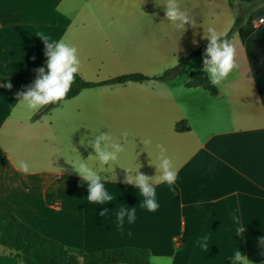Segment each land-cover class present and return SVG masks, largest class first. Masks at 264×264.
<instances>
[{"label": "crops", "instance_id": "1", "mask_svg": "<svg viewBox=\"0 0 264 264\" xmlns=\"http://www.w3.org/2000/svg\"><path fill=\"white\" fill-rule=\"evenodd\" d=\"M141 3L151 14H164L149 18L148 26H163L166 48L171 41L202 35L205 11L211 18L208 32L217 37L230 30L237 16L228 0H0V220L15 215L66 247L86 252L139 247L155 256L172 255L175 264H228L238 250L248 264L263 263L264 5L227 41L234 47L236 67L216 85L217 94L187 87L185 73L166 82L112 85L117 86L110 90L114 101L96 100L84 89L37 119L42 106H23V97L42 78L40 69L48 74L49 46L54 50L63 39L84 63L90 53L106 57L110 51L118 58L126 46L123 25L139 22L124 16ZM170 4L186 19L170 20ZM155 38L160 40L150 36ZM134 71L146 73L119 74ZM77 73L85 77L83 69ZM76 100L78 109L72 106ZM92 103L98 106L95 117L114 121V133H74V119L91 120ZM59 118L68 121V133H55ZM179 122L187 128L177 130ZM101 135L125 149L118 161L103 167L91 146ZM161 148L178 173L175 193L166 183H156L163 175ZM73 161L88 164L114 199L89 202L88 185ZM21 162L28 173L18 167ZM139 174L156 189L155 212L141 206L135 181L128 182ZM122 206L134 208L136 220L129 224L125 217L120 229L116 218ZM239 220L242 233L235 231ZM204 237L207 249L198 243ZM0 264L22 260L0 245Z\"/></svg>", "mask_w": 264, "mask_h": 264}, {"label": "clouds", "instance_id": "2", "mask_svg": "<svg viewBox=\"0 0 264 264\" xmlns=\"http://www.w3.org/2000/svg\"><path fill=\"white\" fill-rule=\"evenodd\" d=\"M166 15L172 21L186 19L183 13L179 12L174 4L168 6ZM38 34L43 36L45 41L49 39V36L42 32ZM210 39L211 44L207 49V54L211 57V60L205 61V64L208 66L204 70L210 74V79L213 84L220 85L221 81L236 67L235 50L234 47L227 42L218 43V38L214 31ZM76 52L77 49L65 43L63 39L57 41L54 50L49 46L48 74H43L44 70L40 69L42 78L36 81L34 90L28 91L23 97L24 107L28 110H35L50 102L60 101L66 96L74 79V74L79 70L78 66L80 61L76 57ZM101 141H104L103 147L101 146ZM91 146L97 153V158L101 167H103L104 164L111 165V162L118 161L125 150L124 147L115 143L114 140L107 135L99 136ZM160 156L163 158L160 164L163 175L157 178L156 183H166L169 190L175 193L178 173L174 169L172 161L164 155L163 148H161ZM72 163L88 185L90 194L87 200L89 202L93 204H102L114 199L113 195L105 188V183L101 181L100 177L88 166V164L82 161H73ZM18 167L24 173H28L29 171L26 163L21 162ZM108 171H111V166ZM133 180L139 190L140 197L143 198L141 206L149 212H155L159 208V203L156 199V189L150 185L149 179L143 174H139L135 177H128L129 183H132ZM125 217H127L129 224L134 223L136 220L135 209L123 206L119 208L116 219L120 229H123ZM235 219L236 215L234 213L233 220ZM235 231L237 233L245 231L244 224L241 220L237 223ZM198 243L201 248L207 249V237L203 238V242L198 241ZM232 257L233 264H236V262H239V264H248L247 257L238 250L233 253ZM149 264H175V257L172 255H152L149 256Z\"/></svg>", "mask_w": 264, "mask_h": 264}, {"label": "trees", "instance_id": "3", "mask_svg": "<svg viewBox=\"0 0 264 264\" xmlns=\"http://www.w3.org/2000/svg\"><path fill=\"white\" fill-rule=\"evenodd\" d=\"M229 3L237 10V16L230 30L217 39L218 43L227 42L246 21L249 14L264 5V0H256L251 3L229 0ZM210 44L211 41L192 51L189 56L181 57L175 66L153 77L134 73L120 75L102 82H93L75 73L70 88L62 100L73 98L82 90L97 86L123 84L131 81H172L185 74L188 61L197 55L206 53ZM185 85L187 87H203L211 94L218 93L217 86L211 82L205 70L192 71L190 80ZM62 100L43 105L35 113V119L50 112ZM184 125V122H179L176 124V129L187 128ZM0 245L14 251L15 256L22 260V264H149V256H152L149 249L139 247H115L94 252L66 247L59 240L44 235L15 215L0 220ZM228 264H233V259H229ZM254 264H264V262Z\"/></svg>", "mask_w": 264, "mask_h": 264}, {"label": "rangeland", "instance_id": "4", "mask_svg": "<svg viewBox=\"0 0 264 264\" xmlns=\"http://www.w3.org/2000/svg\"><path fill=\"white\" fill-rule=\"evenodd\" d=\"M145 6L146 3H141L140 6L135 7L136 9L130 13L131 15L124 16L131 17L129 19L139 20V22H133L125 26L123 25L121 33L123 36L122 45L126 46L120 49L118 58L108 51L106 57L103 55L95 56L96 53H90V56L85 60V63L81 61L83 60L82 58L78 59L80 61L78 67L83 69L85 73L84 79L93 82H102L124 75L119 74L121 71L130 70H143L146 72L143 74L148 76L158 75L164 70L175 66L180 57L189 56L192 51L211 41L210 37L213 32L212 30H209L208 32V29H211V18L209 12L205 11L203 17L202 15H199L200 18L202 17L201 19L204 25V32L202 35L188 37L186 40H182L181 43L171 41V46L166 48L168 43L164 39L165 35L162 30L163 26L157 27V29L153 30L148 26L149 18L157 17V19H162L164 14H161L158 11L151 14ZM126 11L128 10H125V12ZM190 12L191 11L187 10L188 17H191ZM229 12L234 14L233 10L229 9ZM153 34L160 36V44L158 43L160 40L157 38H155L154 41H151L150 36ZM208 56L207 53H204L189 60L186 65V74L183 75L182 78L190 79V73L192 71L202 70V67L206 65L205 61L208 60ZM137 72L138 71H134V73ZM113 88L115 89L117 86L103 85L89 88L87 92L92 93L96 100L114 101L115 96L110 92ZM78 101L79 100H76L72 105L74 109L81 107ZM91 110L93 116L91 120L87 121L85 124L78 118L74 119V133H114V121L94 116V114L98 113V106L96 103L91 104ZM57 120L58 130L55 131V133H68L66 127L68 121L62 118Z\"/></svg>", "mask_w": 264, "mask_h": 264}, {"label": "built area", "instance_id": "5", "mask_svg": "<svg viewBox=\"0 0 264 264\" xmlns=\"http://www.w3.org/2000/svg\"><path fill=\"white\" fill-rule=\"evenodd\" d=\"M260 21H263V18H260Z\"/></svg>", "mask_w": 264, "mask_h": 264}]
</instances>
